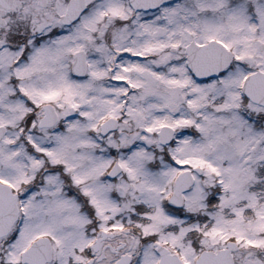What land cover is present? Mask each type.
I'll use <instances>...</instances> for the list:
<instances>
[{
  "label": "snow or ice",
  "instance_id": "1",
  "mask_svg": "<svg viewBox=\"0 0 264 264\" xmlns=\"http://www.w3.org/2000/svg\"><path fill=\"white\" fill-rule=\"evenodd\" d=\"M0 264H264V0H0Z\"/></svg>",
  "mask_w": 264,
  "mask_h": 264
}]
</instances>
